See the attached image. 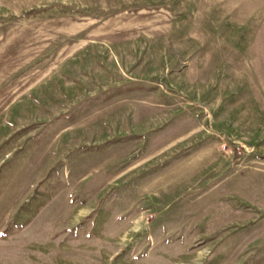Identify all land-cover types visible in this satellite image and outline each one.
Returning <instances> with one entry per match:
<instances>
[{
    "label": "rangeland",
    "instance_id": "374dc122",
    "mask_svg": "<svg viewBox=\"0 0 264 264\" xmlns=\"http://www.w3.org/2000/svg\"><path fill=\"white\" fill-rule=\"evenodd\" d=\"M0 264H264V0H0Z\"/></svg>",
    "mask_w": 264,
    "mask_h": 264
}]
</instances>
